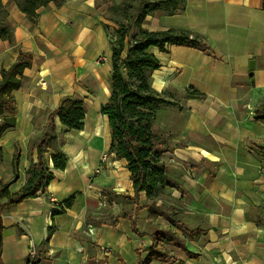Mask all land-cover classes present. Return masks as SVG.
Listing matches in <instances>:
<instances>
[{
    "label": "crops",
    "instance_id": "1",
    "mask_svg": "<svg viewBox=\"0 0 264 264\" xmlns=\"http://www.w3.org/2000/svg\"><path fill=\"white\" fill-rule=\"evenodd\" d=\"M2 2L14 25L15 42L0 38V79L1 69L11 66L19 49L33 55L21 87L11 92L14 108L5 110L16 124L0 136V180L9 182L10 192L24 185L27 168L37 160L31 143L44 132L49 112L74 95L87 106L80 131L68 130L55 119L66 141V168L53 169L47 155L55 177L46 192L4 210V263L28 264L34 245L33 264H142L152 245L149 233L156 226H171L148 206L136 210L133 200L120 195H133V182L126 161L107 155L110 135L101 146L99 126L90 139L82 135L90 133L89 101L101 94L100 111L110 94L111 50L104 28L110 22L96 8L98 0L50 2L40 8L36 24L13 0ZM262 2L186 0L181 13L148 16L144 24L150 30L189 29L203 35L211 48H150L162 63L153 73V86L174 103L163 105L155 121L156 130L167 136L164 159L176 184L163 196L165 209L187 227L205 231L190 238L173 228L199 257L165 245L169 263L174 257L184 264H264V120L255 118L264 108ZM188 88L203 95L186 96ZM67 131L73 139H66ZM76 132L87 140L77 142ZM103 188L115 192L111 203ZM74 192L72 206L66 207L64 200ZM139 200L148 203L144 191ZM160 263L165 262L151 258L147 264Z\"/></svg>",
    "mask_w": 264,
    "mask_h": 264
},
{
    "label": "trees",
    "instance_id": "2",
    "mask_svg": "<svg viewBox=\"0 0 264 264\" xmlns=\"http://www.w3.org/2000/svg\"><path fill=\"white\" fill-rule=\"evenodd\" d=\"M26 17L36 24L40 8L50 2L56 5L66 0H13ZM106 3V7L103 4ZM186 7V0H98L96 8L110 23L104 28L109 39L111 50L110 94L100 107V114L106 117L110 142L107 155L114 159H124L130 172L134 194H120L133 200L136 210L148 206L153 214L163 216L171 227L156 226L149 236L152 245L147 248L148 256L142 261L147 264L151 258L168 261L172 257L165 245H171L184 252L190 258L199 257V253L191 251L182 235L196 237L204 230L191 229L174 216L163 203L158 200L166 196L167 189L176 187L167 175L168 165L164 153L169 150L167 136L155 128L157 111L163 106L174 104L166 92H159L153 86V73L162 65L160 59L150 51L157 47L167 51L169 45L189 46L201 50H209L203 35L185 28H167L150 30L144 27L147 17L152 15H173L181 13ZM264 8V0L262 2ZM0 38L14 44V25L9 18L7 5L0 0ZM33 63L30 52L19 49L16 60L8 68L1 69L0 79V136L16 124L14 115L5 113L6 109L14 108V97L11 92L22 85L24 70ZM203 94L193 88H188L186 96L201 97ZM87 113L86 102L82 97L70 96L64 98L58 107L49 112L44 132L31 143V149L37 151V160L26 170L24 185L15 192H10L9 182L0 180V264L2 259L3 229L2 214L5 209L22 202L26 198L45 193L55 175L47 162L50 156L53 169H65L69 160L64 151L65 140L63 132L59 131L55 122L58 117L61 124L68 130L80 131L84 128ZM255 118L264 120V108L258 109ZM19 153L12 158V166L18 168ZM14 179L16 176L13 177ZM144 191L148 203L141 205L139 193ZM74 192L64 200L66 207H71L76 195ZM115 192L109 188L102 189V195L109 203ZM133 229L136 228L135 221ZM176 264H184L173 257Z\"/></svg>",
    "mask_w": 264,
    "mask_h": 264
},
{
    "label": "rangeland",
    "instance_id": "3",
    "mask_svg": "<svg viewBox=\"0 0 264 264\" xmlns=\"http://www.w3.org/2000/svg\"><path fill=\"white\" fill-rule=\"evenodd\" d=\"M103 7L104 8L106 7V3L103 4ZM100 101H102V95L101 94L97 98L95 97L89 101V121H88L89 126L88 127L90 130V133L82 134L84 137H88L90 139L94 135V131H95L96 127L99 126V128H100V132H99L100 141L97 144L98 146L106 144L108 141V138H109L108 128L106 126L104 118L100 114L99 107H98ZM101 127H102V131H101ZM83 136H79V134L76 132L74 138L77 142H79L81 140V143H82L85 140H87V139H83ZM65 137H66V139H71V138L73 139L72 136H69V131L66 132ZM102 159L105 160L106 155H104L102 157ZM100 168L101 167L98 168L99 171H100ZM161 201H162L161 203H163V206L166 207L167 204H166V202L164 203V201H166V199H164V197H162ZM106 209H108V208L106 207ZM165 248L167 249V246H165ZM163 262H165V263L168 262L167 264H176V262L175 263L174 262L169 263V261H163ZM165 263H160V264H165Z\"/></svg>",
    "mask_w": 264,
    "mask_h": 264
},
{
    "label": "built area",
    "instance_id": "4",
    "mask_svg": "<svg viewBox=\"0 0 264 264\" xmlns=\"http://www.w3.org/2000/svg\"><path fill=\"white\" fill-rule=\"evenodd\" d=\"M99 170H96V172H98ZM50 200L53 202L55 201V199L53 197H50ZM102 250L105 251V252H108L109 249L107 247H102ZM37 256V251H36V248L34 245H31L30 246V252H29V259H28V264H33L34 263V260Z\"/></svg>",
    "mask_w": 264,
    "mask_h": 264
}]
</instances>
